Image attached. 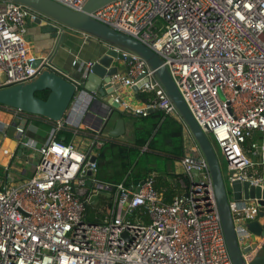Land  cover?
<instances>
[{
    "label": "built area",
    "instance_id": "1",
    "mask_svg": "<svg viewBox=\"0 0 264 264\" xmlns=\"http://www.w3.org/2000/svg\"><path fill=\"white\" fill-rule=\"evenodd\" d=\"M50 1L80 12L87 0ZM90 17L161 59L193 119L225 160L223 182L232 198L227 202L243 263L264 264V236L247 228L264 224V214L259 216L264 199L245 198L243 191L237 199L234 191L239 182L264 192V0H119ZM27 22L53 23L27 6L0 1V90L27 83L45 69L71 80L30 52ZM110 48L124 64L110 78L112 93L138 86V92L156 94L144 107L118 97L113 102L132 115L146 117L156 109L182 123L185 156L180 163L187 184L179 180V186L184 193L165 203L154 176L136 187L120 183L88 221L90 200L112 191L96 179L97 163L90 161L100 144L81 152L56 141L51 129L46 142L37 145L26 138L24 114L0 107L14 116L8 124L0 120L1 137L7 138L11 127L15 132L12 158L21 147L38 155L33 176L24 183L14 185L8 168L0 179V264H232L212 179L192 134L146 62L121 47Z\"/></svg>",
    "mask_w": 264,
    "mask_h": 264
},
{
    "label": "water",
    "instance_id": "2",
    "mask_svg": "<svg viewBox=\"0 0 264 264\" xmlns=\"http://www.w3.org/2000/svg\"><path fill=\"white\" fill-rule=\"evenodd\" d=\"M27 6L53 23L42 28V33L50 34L55 40L57 31L72 30L88 35L89 37L100 40L107 49L101 54H97L88 68L82 69V78L80 85L76 86L71 80H68L50 70H42L34 79L27 83L18 84L0 90V107L19 111L29 117L51 124H58L68 120L71 114V107L75 104L87 100L86 107L89 108L94 101L104 105L107 111L118 108L113 99L107 97L112 94L110 88V78L118 72V63L123 61L121 54H117L110 46H118L125 50L135 53L141 57L148 67L154 72V76L161 84L166 95L174 104L182 121L192 134L198 148L204 157L212 179L214 194L218 207L222 233L228 255L232 264H244L241 252L237 245L234 227L230 215V209L227 202L225 186L220 170L217 155L212 147L208 135L197 125L189 110L187 109L182 97L171 79L169 72L163 65L161 59L148 47L142 45L135 39L115 32L112 29L93 20L90 16L94 12L119 0H87L80 12H73L57 5L50 0H0ZM38 26H41L40 23ZM58 40L55 42L57 46ZM36 62V66L38 65ZM3 80V75H0ZM134 93L138 92V86L132 88ZM48 92L46 100L36 96L38 93ZM99 92L101 100L94 98L93 93ZM151 112L152 110H148ZM110 118V117H109ZM28 123V119L23 122V127ZM125 133L124 120L119 119L115 122L112 130H108L107 138L117 140ZM22 152V147L18 151ZM91 162H96L97 157L92 156ZM196 174V173H194ZM90 175V174H89ZM142 184V182H141ZM136 191H139L137 188ZM235 198L239 199L243 191L244 197H263L264 192L258 188H248V184L241 185L239 182L234 184ZM259 216L264 214V202L261 203ZM248 230L255 236H264V224L261 226L253 222L247 226ZM249 252V250H247Z\"/></svg>",
    "mask_w": 264,
    "mask_h": 264
},
{
    "label": "crops",
    "instance_id": "3",
    "mask_svg": "<svg viewBox=\"0 0 264 264\" xmlns=\"http://www.w3.org/2000/svg\"><path fill=\"white\" fill-rule=\"evenodd\" d=\"M40 25L41 26H38V24H33L31 22H27L26 24L25 38L27 35L28 39H25V41L30 52L36 56L38 60L47 58L52 65L65 73L71 80L82 82V69L85 65L93 61L97 54H101L107 49L105 44L100 40L88 36L85 37L82 33L72 30H64L63 32L58 30L57 39L54 40L50 34L42 33V28L46 27V25ZM56 40H58V43L55 47ZM74 60L79 62L77 66H72ZM117 66L119 71L124 70V64L122 62L118 63ZM93 95L97 100H101L99 92H94ZM112 97H118L121 101L130 104L132 107H144L142 104L138 103L136 93L132 90L118 89L112 93V96L109 95L107 98L112 99ZM86 102V100L82 102V104L77 107V111H72L68 120L64 122L65 125L75 131L71 144L75 145L81 152L86 153L89 151L96 134L103 131L107 135L108 130H112L115 126V122L119 119L124 120L125 133L119 139L114 140L118 143L133 144L135 141L134 135L136 126L139 130L144 129L140 121L130 118L120 107L113 109L110 116V111H107L104 105L94 101L92 105L87 108L84 107ZM122 113H125L126 116L123 117ZM12 115L13 113L11 111L1 110L0 120L8 124L12 122L14 118ZM24 116L28 119L26 125L28 129L26 138L33 140L37 145L44 144L51 131L52 127L49 125L51 123L38 119L32 120L31 117L25 114ZM183 132H185L184 127ZM2 142L0 141L1 150H7V155L0 151V159L4 160L0 165V174L3 176L5 168H8L9 175L14 185L24 183L33 176V165L38 161V155L31 153V150L24 149L22 153L17 152L15 157L12 158L11 154L14 152L16 144H13L11 149H7L4 145L2 146ZM99 147H101V145ZM160 147V152L155 151V153L149 154V156L145 158L144 156L142 157V161L144 159L145 162V164L143 163L145 165L144 167L157 169V167L150 164L162 161L164 167L159 171L172 169L176 174H182L180 161H171L167 155H163V146L161 145ZM25 151L28 152L25 153ZM143 151H145V149H143L142 152ZM96 154L97 152L94 149L92 155L96 156ZM13 160H16L15 164H13ZM171 162L173 163L171 164ZM167 181L171 182L169 179ZM110 198L111 192L106 191L101 192L98 197H93L90 200V204L87 208L91 211L93 218L96 217L98 212L105 208Z\"/></svg>",
    "mask_w": 264,
    "mask_h": 264
},
{
    "label": "trees",
    "instance_id": "4",
    "mask_svg": "<svg viewBox=\"0 0 264 264\" xmlns=\"http://www.w3.org/2000/svg\"><path fill=\"white\" fill-rule=\"evenodd\" d=\"M36 96L46 100L48 92L38 93ZM136 99L138 103L147 106L156 100V94L154 92H137ZM125 113H122L123 117L128 115L130 118L140 121L144 129L139 130L136 126L133 144L118 143L107 138L103 131L96 134L93 143L101 145L97 149L94 147L97 152L98 173L96 179L112 186V196L114 187L120 183H123L126 188L136 187L147 177L154 176L156 191L161 195L163 202L170 203L175 196H181L184 193V189L179 186V180H183L187 184L186 178L182 174H176L172 169L159 171L156 168H145L142 157L145 158L155 151L160 152L162 145L163 155H167L171 161H181L185 156L183 125L177 119L165 116L156 109L148 112L146 117L130 113L125 115ZM49 125L52 127L51 129H55L56 141L64 145L71 144L75 132L73 129L65 124L59 129L56 124ZM143 149L145 151L142 152ZM168 179L171 182H168ZM85 217L88 221H93L88 208Z\"/></svg>",
    "mask_w": 264,
    "mask_h": 264
},
{
    "label": "rangeland",
    "instance_id": "5",
    "mask_svg": "<svg viewBox=\"0 0 264 264\" xmlns=\"http://www.w3.org/2000/svg\"><path fill=\"white\" fill-rule=\"evenodd\" d=\"M25 39L26 40L28 39L27 35H26V38ZM208 137H209V140H210V142L212 144V147H213V149H214V151H215V153L217 155L218 162H219V165H220L221 174H222V178H223V181L225 182V177H226V163H225V160L223 159V156H222V154H221L218 146L213 141V138L210 135H208ZM0 141L1 142L3 141L2 142V146L4 145V147H7V149H11L13 147V144H16L17 145V140L15 139V132H14L13 127H11L8 130V132H7V138H3V137L0 136ZM26 152H28V151H25V153ZM31 153H34V152L32 151ZM3 161L4 160L0 159V165L2 164ZM15 163H16V160H13V164H15ZM144 164H145V162H144ZM150 165H153V166L157 167L158 170H161V168L164 167V163L162 161L156 162L154 164L151 163ZM225 189H226V193H227L228 200H232V198L229 197V195H228L229 194V186H227L226 184H225Z\"/></svg>",
    "mask_w": 264,
    "mask_h": 264
},
{
    "label": "flooded vegetation",
    "instance_id": "6",
    "mask_svg": "<svg viewBox=\"0 0 264 264\" xmlns=\"http://www.w3.org/2000/svg\"><path fill=\"white\" fill-rule=\"evenodd\" d=\"M12 112V111H11Z\"/></svg>",
    "mask_w": 264,
    "mask_h": 264
}]
</instances>
